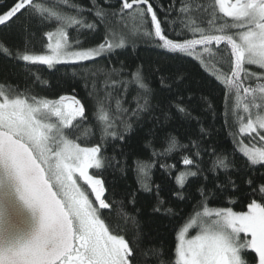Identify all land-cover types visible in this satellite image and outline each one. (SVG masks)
<instances>
[{"label": "snow or ice", "instance_id": "snow-or-ice-1", "mask_svg": "<svg viewBox=\"0 0 264 264\" xmlns=\"http://www.w3.org/2000/svg\"><path fill=\"white\" fill-rule=\"evenodd\" d=\"M126 18L136 25L131 35L150 37L157 47L192 58L223 85L231 151L212 149L205 167L202 157L208 149L202 141L209 136L207 129L200 127V135L188 143L169 132L157 136V126L163 130L175 116L190 119L192 113L179 91L164 106L154 105L155 92L143 65L127 77L114 66L87 74L92 83L89 96L95 101L92 119L76 96L37 98L12 94L0 85V264H140L138 245L122 234L125 229L109 225L103 210L111 214L116 206L125 223L131 220L138 228V221L124 211V201L108 200L102 177L108 169L127 173L123 144L144 123L152 125V139L145 144L150 159L134 158L131 170L138 190L154 198L155 212L175 214L171 207L164 209L161 196L169 179L174 181L171 196L179 201L187 199L190 178L205 182L196 189L202 211H196L176 236L174 264H264V0H171L167 7L151 0H90L87 7L73 0H13L0 11V26L21 21L25 31L32 22L55 29L44 32L49 54L24 52L18 60L48 68H87L125 47L112 20ZM97 33L101 41L85 46L81 37ZM171 33L182 39L170 38ZM155 72L161 89L169 92L184 79H169L159 68ZM109 145L111 155L106 154ZM174 155L176 162L168 163ZM157 167L162 184L153 182ZM207 173L213 176L211 189ZM234 173L243 176L261 202L253 197L246 212L210 208V199L228 195L231 201V194L239 191ZM253 173L261 174L253 178ZM131 197L134 205L136 193ZM191 229L197 230L194 235ZM149 251L156 253L158 264H165L160 250L143 255Z\"/></svg>", "mask_w": 264, "mask_h": 264}, {"label": "trees", "instance_id": "trees-1", "mask_svg": "<svg viewBox=\"0 0 264 264\" xmlns=\"http://www.w3.org/2000/svg\"><path fill=\"white\" fill-rule=\"evenodd\" d=\"M13 0H0V11L6 10ZM49 3H55V0H48ZM82 6L87 7L90 0H73ZM156 5L161 3L165 7L171 0H151ZM158 14L163 18V13ZM127 24V27H125ZM112 27L116 32H122L125 38V47L117 49L111 56L99 58L96 62H90L87 68L81 67L79 64H60L53 68L45 65H32L16 59V57L24 52L29 54H45L47 50V37L44 34L46 30H55L54 28H41L32 22L25 31L21 21L11 23L7 27L0 26V85L4 86L5 91L12 94L23 93L25 95H35L37 98L58 99L61 95L76 96L85 104L87 114L90 119L95 111V101L89 92L92 91L91 79L87 75L96 69L111 68L123 69L125 77L131 71H134L138 65H143L147 82L155 92L153 104L164 106L170 98L175 97L179 91L184 98L186 106L192 113V118L184 119L175 116L170 122H167L165 128L161 130L159 126L156 128V135L161 136L164 132L176 134L181 143H188L196 139L200 135V127L207 129L209 136L202 141V146L208 149L202 159L205 167L209 165L210 152L216 149L219 152H230L232 149L231 137L229 129L225 125V101L223 85L216 81L214 77L209 76L199 65V63L190 57L181 54L169 53L156 46V41L150 37L143 35H131L135 31V22L126 18V20H112ZM72 31V30H70ZM73 35L75 33L73 32ZM170 38L182 39L176 37L174 33L169 34ZM84 40L85 46H94L102 39V35L97 33L88 35ZM8 49L6 53L4 49ZM217 67H220L217 65ZM159 68L165 77L169 79L175 78L177 75H183L184 79L171 92L161 89L158 74L155 69ZM211 71V66H209ZM226 70V65L221 69ZM253 70H258L253 67ZM37 77L39 79H37ZM102 77L97 81V88L100 87ZM134 91V90H133ZM191 97V99H189ZM132 92L128 94L131 100ZM209 105L212 107L209 108ZM127 106V105H126ZM114 108V104H113ZM230 119V117H229ZM199 121V122H198ZM152 127L149 123L137 126L133 133L126 138L123 149L128 157L127 164L129 170L126 174L113 173L111 169L104 171L103 179L106 182V193L109 201L113 199L124 201V211L129 217H135L139 227H134L131 220L127 223L118 215L116 206L111 210H103L104 219L114 229H125L122 234L138 245V255L140 264H158L155 252L149 251L148 256L143 253L146 250L158 249L159 258L165 261V264H174L175 246L178 243L176 236L179 229L196 211H202L200 207V198L197 194V187L205 183L200 179L190 178V187L187 188V199L184 201L176 200L171 196L169 188L174 187V181L169 179L164 185L161 196L166 203L164 209L171 207L175 214H169L162 210L155 212L156 203L154 198L143 192H140L139 185L136 183L134 172L131 170L134 158L147 161L150 159L149 151L145 150L147 144L152 138L149 136V129ZM94 142V141H93ZM156 147L159 149V141H156ZM106 154H113V148L109 145ZM168 163H175L176 156L168 158ZM239 165L241 160L239 156L236 158ZM178 167L183 168L182 165ZM97 170L92 169L90 173ZM264 172V169H261ZM209 180L207 187L213 188V176L207 173ZM261 173H253L256 178ZM238 183L239 191L231 194V201L228 195H218L208 201L210 208L232 207L234 211L246 212L247 205L254 197L244 183L243 176L234 173ZM220 180L224 179L223 174ZM164 180L162 170L158 167L153 170L154 184H162ZM135 192V204L130 201L131 194ZM257 202H261L259 196H255Z\"/></svg>", "mask_w": 264, "mask_h": 264}, {"label": "rangeland", "instance_id": "rangeland-1", "mask_svg": "<svg viewBox=\"0 0 264 264\" xmlns=\"http://www.w3.org/2000/svg\"><path fill=\"white\" fill-rule=\"evenodd\" d=\"M118 35H117V39H119V38H121V37H123L122 36V32H120V31H118V32H116ZM45 54H49L48 52L47 53H45ZM27 63V62H26ZM58 65H60V64H58ZM46 66V65H45ZM56 66V65H55ZM196 229H191L190 230V234H192V235H194L195 233H196Z\"/></svg>", "mask_w": 264, "mask_h": 264}, {"label": "flooded vegetation", "instance_id": "flooded-vegetation-1", "mask_svg": "<svg viewBox=\"0 0 264 264\" xmlns=\"http://www.w3.org/2000/svg\"><path fill=\"white\" fill-rule=\"evenodd\" d=\"M91 170H92V169H90L89 171L91 172ZM91 198H92V199H94V196H93V197H91Z\"/></svg>", "mask_w": 264, "mask_h": 264}]
</instances>
